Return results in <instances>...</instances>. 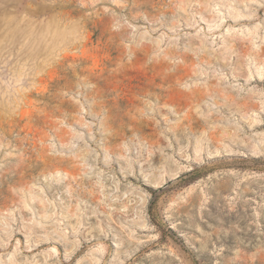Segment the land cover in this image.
<instances>
[{
    "label": "rangeland",
    "instance_id": "374dc122",
    "mask_svg": "<svg viewBox=\"0 0 264 264\" xmlns=\"http://www.w3.org/2000/svg\"><path fill=\"white\" fill-rule=\"evenodd\" d=\"M0 264H264V0H0Z\"/></svg>",
    "mask_w": 264,
    "mask_h": 264
}]
</instances>
